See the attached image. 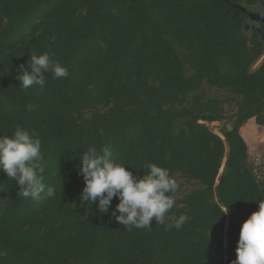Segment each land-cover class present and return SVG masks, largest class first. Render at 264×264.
I'll return each mask as SVG.
<instances>
[{
    "label": "trees",
    "instance_id": "trees-1",
    "mask_svg": "<svg viewBox=\"0 0 264 264\" xmlns=\"http://www.w3.org/2000/svg\"><path fill=\"white\" fill-rule=\"evenodd\" d=\"M249 14L264 18V0H0V135L34 131L56 190L25 198L0 171V264L235 260L240 227L264 199L240 134L251 119L264 127V58L252 69L264 28ZM33 52L69 75L23 89L16 77ZM212 123L230 128L220 137ZM90 147H108L137 178L152 163L191 189L171 194L163 224L124 227L79 200Z\"/></svg>",
    "mask_w": 264,
    "mask_h": 264
},
{
    "label": "clouds",
    "instance_id": "clouds-1",
    "mask_svg": "<svg viewBox=\"0 0 264 264\" xmlns=\"http://www.w3.org/2000/svg\"><path fill=\"white\" fill-rule=\"evenodd\" d=\"M52 73L54 79L66 78L68 69L53 59L49 52L37 55L33 52L27 61V68L21 66L16 79L19 86L27 90L33 85L43 88L45 73ZM108 147L97 150L90 147L80 157L78 174L82 175L84 187L79 196L82 205L96 204L101 214L124 227L150 228L155 219L163 224L165 215L175 206L173 195L178 188L176 180L166 168L149 163L148 174L137 178L124 164L111 159ZM0 171L15 181L19 193L32 199L41 194L54 197V187L46 185L44 156L41 140L36 133L17 126L11 136L0 135ZM113 198L118 203L111 211ZM228 212V207L224 214ZM119 213V214H117ZM188 220L186 214L176 219L174 227L182 228ZM231 264H264V199L258 201V210L251 213L242 223L235 248V260Z\"/></svg>",
    "mask_w": 264,
    "mask_h": 264
},
{
    "label": "rangeland",
    "instance_id": "rangeland-1",
    "mask_svg": "<svg viewBox=\"0 0 264 264\" xmlns=\"http://www.w3.org/2000/svg\"><path fill=\"white\" fill-rule=\"evenodd\" d=\"M250 27V26H249ZM252 28V26L250 27ZM263 56L253 65L252 69H255L263 60ZM209 127L213 130L215 134L221 137L219 134V130L223 127H226L227 129L230 128V125H224L223 123H212L209 124ZM259 129V130H258ZM245 133H244V132ZM248 132V133H247ZM240 134L242 135V138L244 142L247 145V160L250 163L251 161H254V159L258 158L260 154H263L264 152L260 153L258 148L263 147L264 148V127H259L254 119L248 120L240 129ZM261 157V156H260ZM178 185V192L176 197H180L186 193H188L191 189V186L184 183L182 180L178 179L177 181Z\"/></svg>",
    "mask_w": 264,
    "mask_h": 264
},
{
    "label": "built area",
    "instance_id": "built-area-1",
    "mask_svg": "<svg viewBox=\"0 0 264 264\" xmlns=\"http://www.w3.org/2000/svg\"><path fill=\"white\" fill-rule=\"evenodd\" d=\"M254 175L258 180H264V156L258 157L253 161Z\"/></svg>",
    "mask_w": 264,
    "mask_h": 264
},
{
    "label": "water",
    "instance_id": "water-1",
    "mask_svg": "<svg viewBox=\"0 0 264 264\" xmlns=\"http://www.w3.org/2000/svg\"><path fill=\"white\" fill-rule=\"evenodd\" d=\"M236 8H239L242 12H244V10L240 7L235 6ZM249 18L251 21H257L260 24L263 25L264 28V18L263 15H253V14H249ZM261 39L263 41V48H264V33L261 34Z\"/></svg>",
    "mask_w": 264,
    "mask_h": 264
},
{
    "label": "crops",
    "instance_id": "crops-1",
    "mask_svg": "<svg viewBox=\"0 0 264 264\" xmlns=\"http://www.w3.org/2000/svg\"><path fill=\"white\" fill-rule=\"evenodd\" d=\"M258 130H259V129H258ZM243 132H244V131H243ZM244 133H245V132H244ZM247 133H248V132H247ZM258 150H259L260 153L264 152V148H263V147H259ZM262 155H263V154H260V155H258V156L260 157V156H262Z\"/></svg>",
    "mask_w": 264,
    "mask_h": 264
}]
</instances>
